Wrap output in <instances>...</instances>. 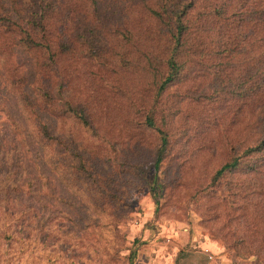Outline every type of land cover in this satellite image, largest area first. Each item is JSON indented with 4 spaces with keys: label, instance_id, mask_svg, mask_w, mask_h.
<instances>
[{
    "label": "trees",
    "instance_id": "trees-1",
    "mask_svg": "<svg viewBox=\"0 0 264 264\" xmlns=\"http://www.w3.org/2000/svg\"><path fill=\"white\" fill-rule=\"evenodd\" d=\"M138 71L135 86L127 73ZM190 96L216 117L207 123L217 128L213 154L224 153L198 193L219 197L236 225L225 233L230 249L264 263V231L251 229L264 206V0H0V201L56 200L59 168L116 199L129 173L114 168L131 166L107 151L114 117L119 155L139 146L137 131L157 133V178L144 183L158 210V173L181 167L173 148L190 140L188 126L176 128L178 113L190 120ZM62 186L60 204L89 227L90 205Z\"/></svg>",
    "mask_w": 264,
    "mask_h": 264
},
{
    "label": "rangeland",
    "instance_id": "rangeland-1",
    "mask_svg": "<svg viewBox=\"0 0 264 264\" xmlns=\"http://www.w3.org/2000/svg\"><path fill=\"white\" fill-rule=\"evenodd\" d=\"M137 73L141 74L139 71L127 73L131 80L135 79V86L143 81ZM186 88L182 90L183 93ZM190 97L186 102L190 104L186 106L190 115L188 123H183L187 118L185 113L180 112L176 116L177 130H181L183 124L188 126L190 132L185 137L190 140L187 146L177 143L173 148V155L179 154L177 161L182 163L181 167L169 171L165 163L158 173L159 181L165 184L159 188L158 210L150 185L144 183L145 176L150 182L157 178L153 165L157 133L147 131L140 134L137 131L139 146L124 148L119 155L117 148L113 149L111 146L116 141H112L110 136L117 135L116 146L120 149L121 136L117 131L121 128L112 117L114 129L110 133L103 123H98L100 128L107 130L104 134L109 145L107 151L111 158H117L119 163L124 164L123 167L131 166L114 168L129 173L118 181V185L122 187L113 191L117 198L101 195L84 176L77 177L72 170L59 168L58 181L51 180L58 192L59 198L56 200L42 203L34 200L27 203L15 199L0 201V212H8L0 214V264H131L130 253L136 240L145 242L139 250L136 264L139 259L141 264L148 263L149 260L154 264L157 262V253L162 256L173 255L172 264H186L182 257L187 252L190 254L196 250L192 247L193 244H198L194 243L195 240L214 243L223 254L236 257L239 264H257L256 255L251 257L253 259H248V263L230 249V239L225 233L234 230L236 225L231 226L227 220L223 211L225 207H216L220 198L198 193L200 185L205 184L214 173V166L223 160L224 153L218 156L213 154L214 142L211 138H216L217 128L207 123L209 120L214 123L216 117L212 118L206 110L201 111V105ZM191 101L194 103H190ZM230 113L232 117L228 119L233 118V113ZM217 115L218 121L223 122L218 110ZM220 131L219 128V133ZM234 131L233 129L230 133L234 135ZM126 136L131 139L129 135ZM195 159L197 164L193 166L191 164ZM137 166L140 168H136ZM235 178H239V175ZM62 185L70 187L65 192L70 199L71 192H74L76 196L82 197L81 202L86 207L90 205L89 227H78L72 221L73 215L60 204ZM76 185L80 189H75ZM216 189L220 197L230 196L229 190L223 194L221 185ZM252 217L256 222L251 229L260 228L264 231V206L259 211H253ZM175 248L178 249L175 251ZM260 264H264L263 261Z\"/></svg>",
    "mask_w": 264,
    "mask_h": 264
},
{
    "label": "crops",
    "instance_id": "crops-1",
    "mask_svg": "<svg viewBox=\"0 0 264 264\" xmlns=\"http://www.w3.org/2000/svg\"><path fill=\"white\" fill-rule=\"evenodd\" d=\"M194 243H198V244H193L192 247H194L196 250L191 251L190 254H188L187 252V257L185 256L184 258L182 257L184 261V263L186 262V264H236L238 261L236 259V257L230 255L227 256L225 254H223V252H221V250L212 242H203V241H198L195 240ZM180 249V247H178ZM175 248V251L176 249ZM206 249H209V251H211L215 256L216 259L215 261H211L208 258L207 253L205 252ZM181 252V250H180ZM156 256V255H155ZM153 256V257H155ZM194 262H191V261ZM210 260V261H209ZM150 262H144L143 264H153L151 262V260H149ZM157 262H155L154 264H172L174 263L173 261V255H169V256H162L161 253H157ZM137 264H141L140 259L137 261ZM239 264V262H238Z\"/></svg>",
    "mask_w": 264,
    "mask_h": 264
},
{
    "label": "built area",
    "instance_id": "built-area-1",
    "mask_svg": "<svg viewBox=\"0 0 264 264\" xmlns=\"http://www.w3.org/2000/svg\"><path fill=\"white\" fill-rule=\"evenodd\" d=\"M205 252L207 253L208 258H209L211 261H215L216 256H215L211 251H209V249H206Z\"/></svg>",
    "mask_w": 264,
    "mask_h": 264
}]
</instances>
